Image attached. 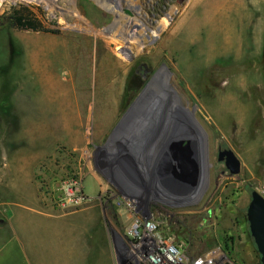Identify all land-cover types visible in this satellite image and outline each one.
<instances>
[{
  "label": "rangeland",
  "instance_id": "obj_1",
  "mask_svg": "<svg viewBox=\"0 0 264 264\" xmlns=\"http://www.w3.org/2000/svg\"><path fill=\"white\" fill-rule=\"evenodd\" d=\"M20 4L60 32L14 28ZM123 15L138 19L117 46ZM78 45L88 73L67 63ZM49 68L56 94L39 79ZM3 100L15 109L0 116L4 139L46 149L31 183L19 181L32 196L17 198L58 205L62 182L81 177L91 199L70 208L103 207L113 263L133 220L117 202L125 194L190 264L261 261L247 208L253 190L264 195V0H0ZM220 148L234 150L240 173L218 160ZM183 166L196 179L177 183Z\"/></svg>",
  "mask_w": 264,
  "mask_h": 264
},
{
  "label": "crops",
  "instance_id": "obj_2",
  "mask_svg": "<svg viewBox=\"0 0 264 264\" xmlns=\"http://www.w3.org/2000/svg\"><path fill=\"white\" fill-rule=\"evenodd\" d=\"M46 82L56 94L57 80ZM0 102V116L15 114L13 100ZM45 156V146L31 148L0 133V264H115L101 205L65 209L17 198L32 196L19 181L31 183Z\"/></svg>",
  "mask_w": 264,
  "mask_h": 264
},
{
  "label": "built area",
  "instance_id": "obj_3",
  "mask_svg": "<svg viewBox=\"0 0 264 264\" xmlns=\"http://www.w3.org/2000/svg\"><path fill=\"white\" fill-rule=\"evenodd\" d=\"M59 189L58 205L62 208L77 207L91 199L84 191L81 177L64 180ZM117 202L133 217L118 251L119 264H190L174 239L164 235L158 223L147 217L146 207L139 196L125 194ZM208 261V256L200 257L191 264H208Z\"/></svg>",
  "mask_w": 264,
  "mask_h": 264
},
{
  "label": "water",
  "instance_id": "obj_4",
  "mask_svg": "<svg viewBox=\"0 0 264 264\" xmlns=\"http://www.w3.org/2000/svg\"><path fill=\"white\" fill-rule=\"evenodd\" d=\"M178 2L183 3L184 0H178ZM218 160L225 163L231 175L240 173L242 162L233 149L220 148ZM173 170L176 172L174 178L177 183L182 182L192 175L187 166H183L180 172L175 167ZM194 175L198 176L199 171L192 175L193 179H196ZM247 218L251 235L261 256V263L264 264V195L256 189L251 192V199L247 208Z\"/></svg>",
  "mask_w": 264,
  "mask_h": 264
},
{
  "label": "bare ground",
  "instance_id": "obj_5",
  "mask_svg": "<svg viewBox=\"0 0 264 264\" xmlns=\"http://www.w3.org/2000/svg\"><path fill=\"white\" fill-rule=\"evenodd\" d=\"M142 15V14H141ZM146 16V15H145ZM142 18H146V17H144V15H142ZM138 18L137 17H135V16H132V15H130V16H128V15H123V16H121V19L119 20V22L120 23H123L122 24V27H120L119 28V26H118V28H117V30L116 31H114L113 32V34L111 35V36H113V38H110V40H112L111 42L114 44H116L117 46H120L123 42L122 41H124V40H126L128 37L130 38V34H129V29H130V27H132L133 25H134V23H135V21L137 20ZM120 36V37H123L122 38V41L121 42H119V41H117L116 39H114L115 38V36ZM102 38H104L103 36H101ZM55 38V37H54ZM60 38V37H59ZM66 38H68V37H66ZM100 38V37H99ZM106 38V37H105ZM45 40V39H44ZM52 40V39H51ZM61 40V39H60ZM107 40V39H106ZM53 41H55V40H53ZM59 41V40H58ZM67 41V40H66ZM100 41V40H99ZM102 41V40H101ZM104 41V40H103ZM102 41V42H103ZM60 42V41H59ZM126 42V41H125ZM128 42V41H127ZM48 43H50V42H48ZM55 43V42H54ZM61 43V42H60ZM66 44V43H65ZM105 44V43H104ZM109 44V43H108ZM41 45V44H40ZM45 45V44H44ZM50 45H52V44H50ZM49 45V46H50ZM43 46V45H42ZM48 46V45H47ZM48 46V47H49ZM83 45H78V46H76V60H75V64L74 65H72V63H71V60L70 59H68V64L72 67V68H75V69H77V70H79L80 69V72H81V70H83V71H87V66H88V63L89 62H87V55H86V47H82ZM44 47V46H43ZM51 47V46H50ZM109 47V46H108ZM52 48V47H51ZM51 48L49 49L50 51H52L51 50ZM127 48V47H126ZM41 50L43 49V48H40ZM46 50H47V48H45ZM53 49H54V47H53ZM128 49V48H127ZM48 50V51H49ZM55 50V49H54ZM68 51H69V49H68ZM68 51H66V52H68ZM130 51V50H129ZM45 52V51H44ZM69 54V53H68ZM67 54V55H68ZM66 55V56H67ZM69 56V58H70V54L68 55ZM74 56V55H73ZM108 56V55H107ZM45 58V57H44ZM109 58V57H108ZM71 59H73V58H71ZM116 60V59H115ZM118 60V59H117ZM46 61V60H45ZM44 61V62H45ZM44 62H43V64H44ZM73 62V61H72ZM117 62V61H116ZM50 64V63H49ZM119 64V63H118ZM128 64V63H127ZM98 65V64H97ZM121 65V64H120ZM119 65V66H120ZM36 66V65H35ZM69 66V67H70ZM46 68V67H45ZM48 68V67H47ZM68 68V67H67ZM120 68V67H119ZM40 69H41V66H40ZM43 69V68H42ZM50 69V68H49ZM49 69L46 71V70H44V73H42V75H40V77H42V78H40L39 77V79L41 80V79H44V80H46V81H51L52 82V80H57L58 81V78H60V75H56V74H54V72L50 69V71H49ZM71 69V68H70ZM74 70V69H73ZM41 72H43L42 70H41ZM87 73H88V71H87ZM87 73L85 72L84 74H79L77 77L76 76H73V80L75 81V83H77V82H79V81H81V80H85V78H86V76H87ZM74 74V73H73ZM70 77V76H69ZM70 79V78H69ZM71 80V79H70ZM73 82V81H72ZM83 82V81H82ZM53 84V83H52ZM54 91H55V89H54ZM66 93V92H65Z\"/></svg>",
  "mask_w": 264,
  "mask_h": 264
},
{
  "label": "trees",
  "instance_id": "obj_6",
  "mask_svg": "<svg viewBox=\"0 0 264 264\" xmlns=\"http://www.w3.org/2000/svg\"><path fill=\"white\" fill-rule=\"evenodd\" d=\"M11 25L18 29H30L34 31H44L49 33L58 34L60 31L47 27L37 14L31 10L28 5L20 4L12 7L9 15ZM107 200V199H106ZM229 248V244H226ZM257 250V249H256ZM260 256V254H259ZM258 264H262L259 260Z\"/></svg>",
  "mask_w": 264,
  "mask_h": 264
},
{
  "label": "flooded vegetation",
  "instance_id": "obj_7",
  "mask_svg": "<svg viewBox=\"0 0 264 264\" xmlns=\"http://www.w3.org/2000/svg\"><path fill=\"white\" fill-rule=\"evenodd\" d=\"M158 123H159V122H158ZM157 126H158V127H162L161 125H158V124H157ZM156 128H157V127H156ZM226 168H227V167H226ZM227 169H228V168H227ZM228 170H229V169H228Z\"/></svg>",
  "mask_w": 264,
  "mask_h": 264
}]
</instances>
